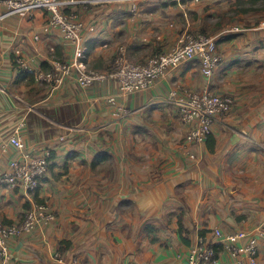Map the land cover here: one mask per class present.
I'll list each match as a JSON object with an SVG mask.
<instances>
[{
    "label": "crops",
    "instance_id": "0c3cea01",
    "mask_svg": "<svg viewBox=\"0 0 264 264\" xmlns=\"http://www.w3.org/2000/svg\"><path fill=\"white\" fill-rule=\"evenodd\" d=\"M98 1L77 10L93 27L84 31L85 68L108 70L120 46L142 63L187 31H202L217 40L222 57L211 88L230 95L233 106L214 121L211 149L208 141L193 147L192 160L180 149L188 126L168 91L172 84L201 88L207 80L198 62L118 99L129 114L115 117L116 105L105 101L116 92L112 80L82 88L76 67L55 87L30 75L17 79L13 57L34 71L56 60L72 65L74 47L43 28L41 10L30 20L1 19L0 144L23 119L24 143L49 150L37 198L56 215L47 227L9 241L10 264H61L56 250L76 264H184L196 236L211 227L244 230L264 222V26H254L264 21V9L208 21L227 0ZM15 156L11 146L0 148V163ZM27 205L21 193L0 187V220L18 221Z\"/></svg>",
    "mask_w": 264,
    "mask_h": 264
},
{
    "label": "built area",
    "instance_id": "2783aa9c",
    "mask_svg": "<svg viewBox=\"0 0 264 264\" xmlns=\"http://www.w3.org/2000/svg\"><path fill=\"white\" fill-rule=\"evenodd\" d=\"M98 0H0V20L11 16L32 19L36 10L46 14L44 29L57 30L74 47L75 60L72 65L52 61L46 69L32 70L21 57L11 59L20 71L31 74L36 83L52 87L61 85L67 77H72V67L78 69L75 81L85 88L95 81L112 80L116 92L105 98L115 106L117 100L137 91L153 87L159 80L168 77L175 68L187 62H198L207 82L199 89H191L181 84H172L168 91V101L174 106L180 122L187 125L180 149L190 159L195 160L193 147L205 144L212 133V125L217 117L227 114L233 106L230 95L215 93L209 88V80L220 64L222 57L216 39L200 32H186L178 43L164 52L154 54L147 61H131L123 46L118 47L111 67L97 71L84 67L88 48L84 31L92 30L78 14V8H87ZM133 9L136 6L133 4ZM258 26H264V21ZM33 39H38L37 35ZM129 110L116 105L112 115L125 117ZM23 119L19 120L13 132L0 144L4 149L11 146L16 156L5 164L0 163V187L21 192L27 199V206L18 221L0 220V264H10L9 241L43 229L56 218L49 205L38 200L37 191L50 166V152L37 144H25L22 130ZM261 246H264V222L251 229L225 230L218 226L196 236L194 243L184 256V264H258ZM53 258L61 264H76L75 259L65 261L62 252L54 251Z\"/></svg>",
    "mask_w": 264,
    "mask_h": 264
},
{
    "label": "rangeland",
    "instance_id": "374dc122",
    "mask_svg": "<svg viewBox=\"0 0 264 264\" xmlns=\"http://www.w3.org/2000/svg\"><path fill=\"white\" fill-rule=\"evenodd\" d=\"M227 1H228L227 2L228 5L225 6L223 10L217 12L216 16H214L212 20H208V21H215V20L219 21L218 19H222V18H225L227 16L230 17L233 14H234V16L237 17L238 13H242L241 8H244V7L256 8V10H251V11L261 10V8H259V7L262 6V4H263V2H257L256 4H253L252 0H227ZM251 11H249V12H251ZM259 22H261V21H258L254 26H258ZM187 32H192V33L200 32V33L207 34V33L202 32V31H187ZM208 35H210V34H208ZM209 82H210V80H209ZM209 88L212 89L210 83H209ZM19 193H21V192H19Z\"/></svg>",
    "mask_w": 264,
    "mask_h": 264
},
{
    "label": "trees",
    "instance_id": "16d2710c",
    "mask_svg": "<svg viewBox=\"0 0 264 264\" xmlns=\"http://www.w3.org/2000/svg\"><path fill=\"white\" fill-rule=\"evenodd\" d=\"M257 2H263L262 6H260L259 8L264 9V0H252V3L253 4H256ZM251 10H256V8H254V7H244V8H241V12H248V11H251ZM216 42H217V40H216ZM13 64H14V62H13ZM41 67H42V69H46V67H47L46 66V63H42ZM29 75L31 77V74L30 73H28L26 71H21L20 70L19 73H18L17 79L21 78V76L22 77H28ZM207 141H208V146H210V149H211L212 145L209 142L212 141V139L211 138H208ZM145 228L147 229L148 227L146 226ZM178 229H179V233H180V236H181L182 240H184V242H186L185 238L181 234L182 233V226H181V221L180 220H179V228ZM61 243H63V241H61L60 244Z\"/></svg>",
    "mask_w": 264,
    "mask_h": 264
}]
</instances>
